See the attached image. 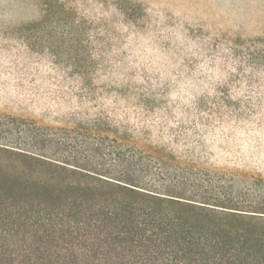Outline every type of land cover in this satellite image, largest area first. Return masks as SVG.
Instances as JSON below:
<instances>
[{
  "label": "trees",
  "instance_id": "trees-1",
  "mask_svg": "<svg viewBox=\"0 0 264 264\" xmlns=\"http://www.w3.org/2000/svg\"><path fill=\"white\" fill-rule=\"evenodd\" d=\"M103 3L0 56V264H264V32Z\"/></svg>",
  "mask_w": 264,
  "mask_h": 264
},
{
  "label": "rangeland",
  "instance_id": "rangeland-1",
  "mask_svg": "<svg viewBox=\"0 0 264 264\" xmlns=\"http://www.w3.org/2000/svg\"><path fill=\"white\" fill-rule=\"evenodd\" d=\"M149 1L182 9L200 20L206 18L220 25H229L231 36L245 31L252 34L264 32V0ZM105 8L103 0H0V56H4L5 60H19L21 56L30 54L33 59L32 64L37 65L35 58L39 56L40 51L44 50L43 52L46 53L48 48V44L42 38L43 29L50 30L54 34V41L51 43L65 45L66 14H69V23L87 21L98 24L105 16ZM27 27L32 28V31H20ZM30 39H35L37 45L28 48L27 42ZM58 50L65 52V47ZM47 59L44 58L37 66L45 70L48 65ZM7 96V94L3 95L2 100L8 103L17 100L16 97ZM20 99L24 110L34 111L46 122L52 124L60 122L58 119L62 111L38 92L37 97L32 101L29 97ZM50 111L52 114L49 113ZM50 115H53V118H48ZM2 160L0 158V164ZM14 172L16 170L13 167L0 165V179L8 178Z\"/></svg>",
  "mask_w": 264,
  "mask_h": 264
}]
</instances>
